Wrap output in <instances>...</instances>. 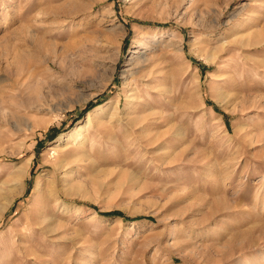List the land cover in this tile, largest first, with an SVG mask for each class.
<instances>
[{
    "label": "rangeland",
    "instance_id": "1",
    "mask_svg": "<svg viewBox=\"0 0 264 264\" xmlns=\"http://www.w3.org/2000/svg\"><path fill=\"white\" fill-rule=\"evenodd\" d=\"M0 264H264V0H0Z\"/></svg>",
    "mask_w": 264,
    "mask_h": 264
},
{
    "label": "bare ground",
    "instance_id": "2",
    "mask_svg": "<svg viewBox=\"0 0 264 264\" xmlns=\"http://www.w3.org/2000/svg\"><path fill=\"white\" fill-rule=\"evenodd\" d=\"M134 53H138V52H134ZM89 116H90V114L88 115V118H87V122L89 121ZM81 131H82V128H78V129H76L73 133H72V135L71 136H78L80 133H81ZM17 177H21V174L20 173H16V178Z\"/></svg>",
    "mask_w": 264,
    "mask_h": 264
}]
</instances>
